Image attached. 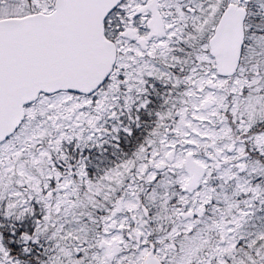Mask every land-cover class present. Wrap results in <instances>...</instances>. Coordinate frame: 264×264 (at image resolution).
Masks as SVG:
<instances>
[{
    "label": "snow or ice",
    "instance_id": "1",
    "mask_svg": "<svg viewBox=\"0 0 264 264\" xmlns=\"http://www.w3.org/2000/svg\"><path fill=\"white\" fill-rule=\"evenodd\" d=\"M0 264H264V0H0Z\"/></svg>",
    "mask_w": 264,
    "mask_h": 264
}]
</instances>
